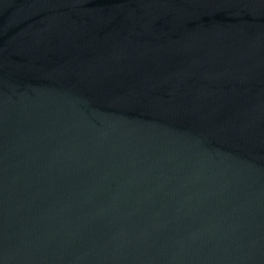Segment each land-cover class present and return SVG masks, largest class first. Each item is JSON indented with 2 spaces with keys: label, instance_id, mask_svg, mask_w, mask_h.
Masks as SVG:
<instances>
[{
  "label": "water",
  "instance_id": "1",
  "mask_svg": "<svg viewBox=\"0 0 264 264\" xmlns=\"http://www.w3.org/2000/svg\"><path fill=\"white\" fill-rule=\"evenodd\" d=\"M0 264H264V0H0Z\"/></svg>",
  "mask_w": 264,
  "mask_h": 264
}]
</instances>
